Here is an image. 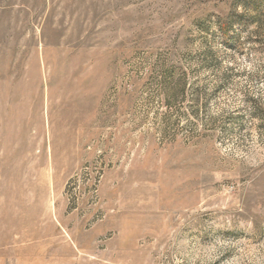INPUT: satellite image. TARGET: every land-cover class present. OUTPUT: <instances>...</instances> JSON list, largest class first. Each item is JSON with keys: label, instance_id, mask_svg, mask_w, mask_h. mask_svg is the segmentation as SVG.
<instances>
[{"label": "rangeland", "instance_id": "1", "mask_svg": "<svg viewBox=\"0 0 264 264\" xmlns=\"http://www.w3.org/2000/svg\"><path fill=\"white\" fill-rule=\"evenodd\" d=\"M0 264H264V0H0Z\"/></svg>", "mask_w": 264, "mask_h": 264}]
</instances>
